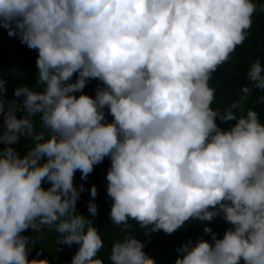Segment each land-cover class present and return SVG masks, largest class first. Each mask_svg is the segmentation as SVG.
<instances>
[{"label": "clouds", "instance_id": "9594fccd", "mask_svg": "<svg viewBox=\"0 0 264 264\" xmlns=\"http://www.w3.org/2000/svg\"><path fill=\"white\" fill-rule=\"evenodd\" d=\"M255 11L253 0H0V28L38 52L43 86H19L22 103L8 102L0 77V264H50L28 258L33 237L23 235L44 227L79 246L71 264H104L98 229L77 212L85 188L74 175L87 179L105 158L110 218L122 231L135 221L146 236L171 235L222 216L232 225L223 238L206 226L211 241L189 239L175 264H264V124L254 110L238 117L239 101L214 110L209 85ZM246 78L264 90L259 60ZM93 79L95 97L84 93ZM217 118L237 123L223 130ZM22 136L34 141L23 156ZM97 194L93 185L92 216ZM144 248L129 235L108 259L155 264Z\"/></svg>", "mask_w": 264, "mask_h": 264}, {"label": "trees", "instance_id": "16d2710c", "mask_svg": "<svg viewBox=\"0 0 264 264\" xmlns=\"http://www.w3.org/2000/svg\"><path fill=\"white\" fill-rule=\"evenodd\" d=\"M256 5V11L252 16V25L247 30L246 39L237 46L231 53L230 58L219 67L214 78L209 82L210 87L215 89L214 100L211 107L224 113L230 105L240 102V107L233 109L236 115H246L248 110H254L258 114L261 124H264V90L256 89L252 82L246 78L247 72L251 65L259 60L264 66V0H253ZM38 52L29 49L22 44L18 37H10L8 30L0 28V77L6 81V92L4 99L8 102L16 101L22 103V97L14 95L15 89L19 86L27 85L34 91H40L42 85L37 82ZM75 74L73 82H75ZM101 85L98 80H89L84 89V93L95 97L97 86ZM247 86L250 91L244 94L241 89ZM81 93H76L79 96ZM24 112H17V117L21 118ZM109 122L112 117L107 116ZM217 125L223 130H229L237 121H221L216 119ZM37 131H41L39 116L35 118ZM3 129V117L0 116V130ZM30 146H34V141L21 137L18 144L14 145L15 149L21 156L29 151ZM7 145L0 144V149ZM111 166L109 158H105L100 164L94 166V170L89 174L87 179H81V172L76 171L74 183L77 187L84 185L85 190L81 192L77 202V212L88 216L93 220V226L99 231L103 240V248L99 251L97 258L102 259L104 264H110L108 259L111 247L114 242L122 241L126 236H134L136 239L145 244L144 251L154 258L155 264H175V260L180 253L177 249L186 243L189 239L195 242L199 238L211 241V234H205L204 228L211 227L218 238H223L224 233L232 227L222 216L216 217L213 221L201 222L199 220H190L185 226L169 235L162 230L151 233L146 236L145 229L141 228L135 221H130L131 228L122 231L120 227L114 225L110 218L112 199L107 194V172ZM95 185L98 190L94 202L97 205V214L92 216L88 211L89 201L92 199L90 191ZM45 189L50 187V183L45 181L42 185ZM23 235L33 237L29 242V259H47L50 264H71L74 254L78 251V245L72 246L57 243L58 234L54 229L44 227L40 232L26 230ZM41 253L38 257L37 253Z\"/></svg>", "mask_w": 264, "mask_h": 264}]
</instances>
